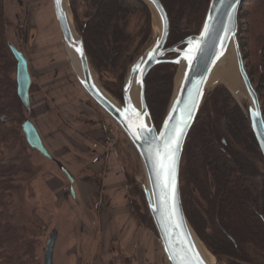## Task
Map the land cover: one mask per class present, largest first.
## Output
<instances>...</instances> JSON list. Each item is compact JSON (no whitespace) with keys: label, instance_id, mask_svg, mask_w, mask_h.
I'll return each mask as SVG.
<instances>
[{"label":"trees","instance_id":"obj_1","mask_svg":"<svg viewBox=\"0 0 264 264\" xmlns=\"http://www.w3.org/2000/svg\"><path fill=\"white\" fill-rule=\"evenodd\" d=\"M82 1L96 10L92 17L83 10L86 22L77 20L90 63L101 78L117 73L119 83H113L112 87L103 83V87L113 94L119 90L121 95L126 66L135 49L122 50L110 66L109 36L124 34L131 13L126 1H131L142 8L145 21L138 34L147 43L152 36L149 8L141 0ZM160 1L172 26L170 45L184 35L179 24L190 26L202 16L204 19L210 3V0ZM70 6L77 12V0H71ZM239 18L240 32L245 35L240 47L248 50V71L264 111V0H245ZM9 27L5 3L0 0V264H42L39 252L43 225L35 215L28 224L15 222L14 193L18 187L14 178L21 170L5 156L29 147L22 126L31 113L18 95L17 60L10 48ZM176 72L177 66L163 64L147 77L145 98L157 128L171 101ZM196 149L200 154L197 162L192 159ZM117 152L120 158L118 149ZM120 161L123 162L122 157ZM124 173L132 215L141 226L157 235L144 195L125 170ZM180 189L188 222L219 263L264 264V157L244 112L224 86L209 93L188 136ZM134 192L139 204L134 200Z\"/></svg>","mask_w":264,"mask_h":264},{"label":"water","instance_id":"obj_2","mask_svg":"<svg viewBox=\"0 0 264 264\" xmlns=\"http://www.w3.org/2000/svg\"><path fill=\"white\" fill-rule=\"evenodd\" d=\"M141 1L156 13L160 22V34L154 38L151 45L135 61L133 58L131 59L132 62L130 61V67L126 71L124 78L123 101H118L112 96L98 83L94 76L85 50L83 33L72 20L69 1L59 0V3H57V0H53V6L61 30L65 54L79 85L91 100L122 129L141 160L147 178V186L142 185L145 201L169 264H180L181 258L185 262H190V264H211L205 258L200 246L201 242L184 212L180 189L181 163L188 136L210 92L209 82L212 73L220 63L227 59L232 50L236 55L239 73L249 100L244 99L240 102L232 91L227 89L230 90L244 112L264 157V111L247 72L238 40L239 12L245 0H210L199 33L189 36L179 44L167 49L171 25L164 6L160 0ZM206 26L207 32H205ZM197 45L198 50L190 53L189 49ZM10 48L17 60L18 95L23 105L26 108H30L32 80L28 70V63L23 54L14 46L10 45ZM77 48L82 49L83 55L76 51ZM150 53L153 54L151 59L148 58ZM167 55H171V57L166 58ZM188 55L192 57L190 61L186 59ZM74 61L77 62L79 71L76 70ZM138 64L140 69L134 72L133 69ZM163 64L177 66V72L171 101L158 129L148 109L145 91L148 75L154 68ZM197 89L200 90V95H197ZM134 94L136 95V100H134ZM193 98H195V107L192 111V118L184 129V134L180 138L179 148L175 153L174 191L176 214L170 220L169 212L173 206L171 189L167 190L168 195L166 197V190L163 187L164 179L159 172V168L154 163L155 157L151 150L164 139L161 133H169L172 127L177 125L181 119L187 118L188 114L182 113L180 110L183 109L185 103H192ZM131 109L140 113V116H131ZM141 123L145 128L151 130V133L147 134V139L143 138L145 134L138 132ZM22 128L30 149L55 163L71 184L74 185L75 178L46 149L35 125L30 120H26ZM137 136H141V138L138 139ZM153 137H155V140H153ZM56 239L57 232L53 231L48 240L47 264L51 262Z\"/></svg>","mask_w":264,"mask_h":264},{"label":"rangeland","instance_id":"obj_3","mask_svg":"<svg viewBox=\"0 0 264 264\" xmlns=\"http://www.w3.org/2000/svg\"><path fill=\"white\" fill-rule=\"evenodd\" d=\"M51 1L4 0L7 15L10 20L8 33L10 45L14 46L20 53H22L28 63V70L32 78V92L30 95L34 94L38 89L39 83H37L36 74H39L42 71L45 78H47L50 73L55 76L56 81L60 82L62 87H64L63 85H68L69 82L75 84L83 94L84 98L90 100L92 103L90 97L79 85L71 69L62 41L59 44L60 53L55 51L56 43L52 39V30L50 29V27L54 25L51 23V16L54 15L50 10L52 8L50 5ZM68 1L70 4L71 0ZM126 3L129 6H134L136 8L139 7L136 2L126 1ZM77 4L81 21L86 22L83 18L84 3L82 0H77ZM148 8L149 11L152 10L149 6ZM13 12L15 14L17 13L18 19L14 18ZM70 12L72 20L77 26L71 8ZM152 14L154 15V17L152 15L153 18H151L152 36L150 40L144 44L141 51L132 55L134 61L146 50L147 47L151 45L154 38L160 34V28L155 25L157 15L153 10ZM128 15H130V17L126 20L125 32L127 34H137L139 29L143 26V21L140 18L141 14L139 15L138 12L134 13L131 11ZM202 21L203 16L199 18L195 25L186 26V23L183 25L179 24L180 27L183 26L180 30L185 31V35H187L188 32H193L195 34L199 33L204 22ZM240 24L242 23L239 18L238 40L239 44L242 45L244 44L242 37L244 38L245 35L240 32L242 29ZM25 34L26 37L24 39ZM185 35H183V37ZM240 48L247 72L249 74V58L246 54L248 50L244 46L243 48ZM230 54L234 57V66L239 79L240 93L243 98L249 100L248 93L239 73L236 55L233 50ZM131 62L128 61L126 71L129 69ZM92 69L98 83L102 86L103 83L108 84L110 80L113 79L110 74H106L103 78H101L93 67ZM126 71L123 77V85ZM250 78L252 80V76H250ZM220 85L224 86L226 89L228 88L225 82L217 81L216 83H212L210 85V92ZM228 92L231 94L230 90H228ZM232 98L237 102L233 96ZM103 114L105 116L108 129L112 128V130H114L112 133L115 140L114 145L118 151H120L121 156L120 158L118 156L119 161L121 157L123 160L122 163L120 161V165L122 166L124 163L122 166L123 170L128 173L133 182H135L136 188H138L144 195L142 185L144 184L147 186V178L135 148L116 122L104 112ZM27 116L29 120L32 119V113H29ZM5 156L7 159L11 160L13 165L21 170L18 177L14 178L15 186L18 187L17 191L14 193L17 203L14 212L15 222L20 225L28 224L31 221V218L35 215L43 225L42 245L39 252V258L42 264H47L46 251L48 250V240L53 231L57 232V239L54 244L50 264H101L99 260L93 262L91 256L94 250L98 249V247L96 248V245L98 243V230H100L99 216L97 215L95 208L91 205L88 206L83 202L81 205L79 204L80 198L76 197L73 185L60 171L58 166L41 154L31 150L28 146L24 150L18 148L10 154L5 153ZM192 159L195 162L199 161L200 154L197 149L194 151ZM245 186L251 189L249 184H246ZM134 196V200L139 204L140 199L137 197L135 192ZM196 196L199 198L197 193ZM75 198H77V205L72 201V199L75 200ZM81 215L87 217H83L82 219ZM91 224L94 225L92 229H90ZM198 239L214 258V264H227L226 262L219 263L203 241L199 237ZM117 247L118 244L116 243L113 249H116ZM124 255L125 254L121 255L120 258V254H117L118 262H116V264H126L127 256Z\"/></svg>","mask_w":264,"mask_h":264},{"label":"crops","instance_id":"obj_4","mask_svg":"<svg viewBox=\"0 0 264 264\" xmlns=\"http://www.w3.org/2000/svg\"><path fill=\"white\" fill-rule=\"evenodd\" d=\"M52 3L50 10L54 12ZM6 16L10 23L7 11ZM13 16L18 19L17 13ZM52 39L55 51L60 53V34ZM36 76L39 84L30 96L31 121L46 149L75 178L73 188L79 204L91 205L99 216L98 249L91 254L93 262L116 264L117 254L120 258L125 254L126 264H169L157 236L132 215L126 175L117 148L109 143L103 112L85 99L75 84L69 82L62 87L55 76L50 73L45 78L42 71ZM77 198L72 199L76 205ZM116 243L118 247L113 249Z\"/></svg>","mask_w":264,"mask_h":264},{"label":"snow or ice","instance_id":"obj_5","mask_svg":"<svg viewBox=\"0 0 264 264\" xmlns=\"http://www.w3.org/2000/svg\"><path fill=\"white\" fill-rule=\"evenodd\" d=\"M57 3H59V0H57ZM205 32H207V26L205 27ZM198 50V45L194 46L193 48L189 49V52H193ZM77 52H80L81 55L82 49L77 48ZM153 56L152 53L149 54V59H151ZM189 61L192 59L191 55H188L186 57ZM140 69V65L138 64L136 68L133 69V71H137ZM200 90L197 89V95H200ZM195 107V98H193L192 103H185L183 109L180 111L182 113H187L186 119H181L177 125L173 126L171 131L167 134L161 133V136L164 137L162 142L160 144H156L154 148H152V152L154 154L155 160L154 163L159 168L160 174L163 176L164 182L163 187L166 190L165 196L167 197L169 189H171V197L173 201V206L171 211L169 212V219L176 214L175 210V191H174V174H175V153L179 148L180 138L184 134V129L188 126L189 121L192 118V111ZM131 116L133 117H139L140 113L136 112L134 109H131ZM131 118V117H130ZM167 127V125H166ZM138 132L145 134L143 135L144 139H147V134L151 133L150 129L145 128V126L141 123L138 128ZM136 135V133H134ZM137 138H141V136H137ZM153 140H155V137H153ZM178 227V225H177ZM180 264H190V262H185L183 258H181Z\"/></svg>","mask_w":264,"mask_h":264},{"label":"flooded vegetation","instance_id":"obj_6","mask_svg":"<svg viewBox=\"0 0 264 264\" xmlns=\"http://www.w3.org/2000/svg\"><path fill=\"white\" fill-rule=\"evenodd\" d=\"M161 2V1H160ZM162 3V2H161ZM163 5V4H162ZM209 7V5H208ZM72 8V6H71ZM165 8V7H164ZM86 9V12L90 14V17H92V15H95L96 14V10L95 9H92L89 5L87 4H84V10ZM128 9L133 11L134 13H139V15L141 14L142 12V9L140 7H134V6H128ZM166 10V9H165ZM208 10V9H207ZM167 12V11H166ZM72 13H73V16H74V19H75V22L78 23V18L80 19L81 21V16L79 14V8L77 6V12H73L72 10ZM207 13V11H206ZM150 14H151V18L152 17V12L150 11ZM168 14V13H167ZM206 16V14H205ZM205 16H204V19H205ZM130 15L127 16V20L129 19ZM169 17V15H168ZM140 18L141 20L143 21V24H144V18H143V15L141 14L140 15ZM203 19V21H204ZM170 20V19H169ZM127 22V21H126ZM195 25L196 23H191V25ZM171 25V23H170ZM189 26V25H188ZM143 27V26H142ZM142 27L139 29V32L142 30ZM81 31V30H80ZM126 31V30H125ZM82 32V31H81ZM171 32H172V26H171V29H170V36H171ZM83 33V32H82ZM183 34L185 35V31H183ZM198 34V33H196ZM195 33L193 32H188L187 35H185L184 37H182L180 40H178L177 42H175L174 44H169L170 42V36H169V40H168V43H167V46H166V49L167 48H170L172 46H175L177 44H179L180 42H182L183 40H185L186 38H188L189 36H192V35H196ZM83 35V40H84V46H85V50H86V53H87V48H86V45H85V39H84V34ZM141 35L142 34H127L126 32H124V34H112L109 36V45L107 47V51L109 52L110 54V58H109V65L110 66H113V61L115 59V57H117L118 55H120L121 51L122 50H125V49H135V53H138L139 51H141L144 47V42H143V38L141 39ZM121 37H124L123 39H126V41H123V39ZM61 41H62V34H61ZM63 44V43H62ZM142 54V53H141ZM88 56V55H87ZM171 57V55H167L166 58H169ZM89 58V57H88ZM132 58V57H131ZM130 58V59H131ZM90 61V59H89ZM91 64V63H90ZM112 70V69H111ZM112 78L110 80V82L108 83V86L112 87V85L114 84H118L119 83V78L116 77L117 76V73H112L111 74ZM147 81V80H146ZM114 83V84H113ZM124 86V85H123ZM109 92V90H107ZM112 96H114L118 101H123V87H122V94L120 95V91L118 90L115 94H113L112 92H109Z\"/></svg>","mask_w":264,"mask_h":264},{"label":"bare ground","instance_id":"obj_7","mask_svg":"<svg viewBox=\"0 0 264 264\" xmlns=\"http://www.w3.org/2000/svg\"><path fill=\"white\" fill-rule=\"evenodd\" d=\"M52 13L54 14L53 11ZM51 23L52 25L54 24L52 27H50V29L52 30V37L57 38V34H60V31H59L60 29H59V25L57 23L55 14L51 16ZM155 25L160 28V22L157 17L155 19ZM234 63H235L234 57L230 54L225 61H223L216 67V69L212 73L209 84L211 85L212 83H216L217 81L225 82L228 88L236 96V98L240 102H242L245 98L242 97L240 90H239V79H238L237 73L235 72ZM74 65L76 67V70L79 71L77 62L74 61ZM179 79H180V76L178 77V82H179ZM133 97H134V100H136L135 94L133 95ZM200 246H201V249L203 251L205 258L209 262H211V264H214V258L212 257V255L204 248V246L201 243H200Z\"/></svg>","mask_w":264,"mask_h":264},{"label":"built area","instance_id":"obj_8","mask_svg":"<svg viewBox=\"0 0 264 264\" xmlns=\"http://www.w3.org/2000/svg\"><path fill=\"white\" fill-rule=\"evenodd\" d=\"M113 131L114 130H112V128L111 129H109V134H110V143H111V145H113L114 146V142H115V140H114V138H113V135H112V133H113Z\"/></svg>","mask_w":264,"mask_h":264}]
</instances>
